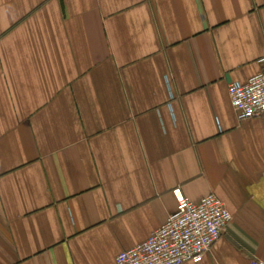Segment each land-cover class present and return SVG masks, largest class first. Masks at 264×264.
Masks as SVG:
<instances>
[{
  "label": "crops",
  "instance_id": "obj_1",
  "mask_svg": "<svg viewBox=\"0 0 264 264\" xmlns=\"http://www.w3.org/2000/svg\"><path fill=\"white\" fill-rule=\"evenodd\" d=\"M263 55L264 0H0V264H114L176 189L232 215L197 264H264V118L227 92Z\"/></svg>",
  "mask_w": 264,
  "mask_h": 264
},
{
  "label": "built area",
  "instance_id": "obj_2",
  "mask_svg": "<svg viewBox=\"0 0 264 264\" xmlns=\"http://www.w3.org/2000/svg\"><path fill=\"white\" fill-rule=\"evenodd\" d=\"M261 68L245 83L227 87L232 108L239 120L264 118V55ZM176 209L143 242L115 257L114 264H197L218 241L232 220L230 211L214 194L197 202L173 191Z\"/></svg>",
  "mask_w": 264,
  "mask_h": 264
}]
</instances>
